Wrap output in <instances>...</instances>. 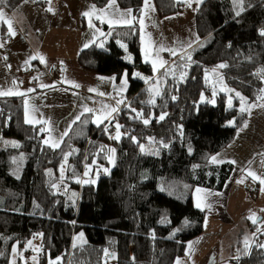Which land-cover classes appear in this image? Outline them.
Returning a JSON list of instances; mask_svg holds the SVG:
<instances>
[{
    "label": "trees",
    "instance_id": "1",
    "mask_svg": "<svg viewBox=\"0 0 264 264\" xmlns=\"http://www.w3.org/2000/svg\"><path fill=\"white\" fill-rule=\"evenodd\" d=\"M116 1L121 9L137 15L144 4V0ZM92 2L103 8L109 0ZM154 2L163 19L188 8L177 0ZM21 3L7 0L4 9L15 10ZM35 3L43 6L42 0ZM242 6L237 16L240 0H204L195 18L201 41L156 76L143 62L137 26L104 25L106 36L82 50L78 62L84 71L99 76L119 80L127 73V103L111 123L100 127L90 114L84 115L59 148L43 144L41 128L25 123L21 97H0V252L4 253L0 264H9L14 246L23 248L41 233L40 264L57 257L63 258L61 264H176L186 256L189 243L206 231V213L195 207L194 189L222 192L234 172L233 164L212 163L211 157L230 146L248 121L249 115L239 111L235 93L248 104L263 102L257 97L264 89V35L260 34L264 0H243ZM0 36L9 37L2 24ZM221 63L227 65L220 69L223 81L234 91L213 96L206 71L211 75ZM168 69L172 71L164 75ZM135 71L148 77L149 83L134 78ZM184 72L187 75L181 79ZM156 82L161 95L151 104L149 89ZM210 97H215L214 104L208 102ZM132 108L151 122L145 125L134 118ZM162 113L167 115L158 121ZM116 123L122 126L119 141L110 138ZM110 146L116 149L111 173L96 183L78 182L85 181L84 173L94 163L108 164ZM68 153L72 154L65 162ZM80 233L86 243L76 240ZM262 243L261 233L247 250L240 241L229 264H264V248L257 246ZM105 249L116 259L106 257Z\"/></svg>",
    "mask_w": 264,
    "mask_h": 264
},
{
    "label": "crops",
    "instance_id": "2",
    "mask_svg": "<svg viewBox=\"0 0 264 264\" xmlns=\"http://www.w3.org/2000/svg\"><path fill=\"white\" fill-rule=\"evenodd\" d=\"M42 1L43 6H38L35 2H23L15 10L4 9L9 16H12L13 13L16 15V20L14 21L16 35L9 36L7 39L4 36H0V43L4 44V47L0 48V90L7 91L11 89L14 92L26 93L24 96H11L23 99L24 115L27 108L29 118L49 121L48 124L29 125L39 126L41 129L50 128V133L48 131H44L43 133L45 134L44 139L51 138V142L60 138L66 131L68 134L72 126L84 115L90 114L92 121H94L95 115L100 114L101 109L105 105L116 106L117 100L124 99L125 103L119 105L120 110L127 103L128 76L127 86L121 93L119 88L123 82L124 75L118 80L115 76L105 77L84 71L79 65L78 55L82 50L89 48L106 36L104 25L108 28L129 26H110L107 22L109 19L115 18L111 15L113 11L118 9L120 12H124L127 10L121 9L117 1L112 9L108 10V15H104L100 11L106 9L108 5L99 8L92 0ZM177 1L186 4L187 10L184 13L164 19L158 16L154 0H150L151 5H154V11L147 9L145 10L147 12L146 15L142 11L139 15L135 14L134 11L132 12V15L136 16L137 19L141 17L144 19L143 32L140 25L134 22V26H137L139 30L143 62L153 68L152 60L156 59L155 51L161 46L165 49L159 53V57L168 63L165 67L160 68L159 71H154L153 69L155 76L164 71L173 62L179 61L180 57L201 41L200 39L197 40L195 18L203 2L197 3V0H189L188 3L185 0ZM92 6H95L96 11L91 18L85 17L83 13L92 12ZM49 8L52 11H48ZM142 9H144V4ZM98 15L102 17L103 22L101 19L96 18ZM89 19H91V23L95 27L89 26ZM101 32L104 35H101ZM142 35L144 37L143 42L141 40ZM149 39L153 45V55L146 61L144 50ZM190 43L191 47H189ZM85 45L88 46L85 47ZM169 49L174 50L177 54L175 56L171 55V52L168 51ZM32 57H36V59H32ZM40 57L44 58L43 62ZM157 63H159V60H157ZM218 71L220 69L217 68L216 72ZM210 72L215 74V72ZM136 73H139L140 76H137ZM101 77L104 79H100ZM113 77H115V80L111 79ZM133 77L143 82L147 79V83L150 81L140 71H135ZM74 84H79L80 87L77 88ZM41 85H49L50 87H41ZM29 89H35V91H28ZM89 89H95L96 91H89ZM100 93H104V95H100ZM25 101H27V104H25ZM262 103H264V100ZM85 107L94 109L95 111L93 113H86L84 112ZM77 116H80V119L73 123V120ZM106 122L108 120H105L100 126H103ZM247 123V128L239 131L235 141L216 155L217 159L223 161V163L236 161L235 164L231 163L234 166V174L227 182L225 189L220 192L222 194L225 193V195L227 194L226 200L228 201L229 197L230 202L227 205L217 204L215 201H217L218 194H213L216 192L211 190L196 187L193 191L195 207L197 202H200L204 206L202 211L206 213V223L209 213L205 209L206 203L201 200L203 194L205 197L206 195H210L211 202H209V205L212 210L210 215L212 221L209 222L206 231H210L213 228L215 232L216 225L222 226L223 221H226L225 225H230L229 229L221 237H225L228 233L232 232L233 228L243 222L252 210L253 204L247 205L251 192L248 186H251L253 183L252 178L247 175L248 170L255 172L258 176L264 177V164H262L264 162V108H252ZM66 136H62V142ZM250 161L251 163H249ZM236 172L237 175H235ZM240 178L243 182L238 183L237 181H240ZM256 184L259 186V190L264 188V185H261L258 180ZM197 188L201 189V191L196 192ZM205 191H210L208 192L210 194H206L207 192ZM232 194L241 196L243 201H245V207L247 206V209H244L240 215H235L231 212L236 206L230 198ZM223 203H226V201ZM259 213L261 212L259 211ZM212 222L217 224L213 225ZM248 226H251V228L255 227L250 222ZM221 237L214 244L220 243L222 241ZM198 239L200 240L201 237L189 243L192 245V248L189 249L188 245L187 254L180 259L181 261H185L187 264L188 258H195L197 256L195 254L198 242L195 241ZM233 249L234 247H231V252ZM212 253L213 251L209 249L199 255L196 260L194 259L195 262L193 264H216L217 258L213 257L212 259Z\"/></svg>",
    "mask_w": 264,
    "mask_h": 264
},
{
    "label": "snow or ice",
    "instance_id": "3",
    "mask_svg": "<svg viewBox=\"0 0 264 264\" xmlns=\"http://www.w3.org/2000/svg\"><path fill=\"white\" fill-rule=\"evenodd\" d=\"M24 3H29V2H35V0H23ZM186 3L189 2V0H185ZM203 0H197V3H202ZM234 3H236V0H233ZM242 3H243V0H240V9L239 11L236 12V15L239 16L241 14V12L244 10L243 9V6H242ZM116 4V0H109V3H108V6L106 9H102L100 10L104 15H108L109 14V9H112L113 5ZM7 5V0H0V23L6 25V29H7V34L9 36H15L16 35V30L14 28V21L16 20V15L15 13L12 14V16H9V14L4 10L5 6ZM190 6V4H189ZM92 12H84L83 15L85 17H89L91 18V16L93 15V13L96 11L95 9V6H92ZM147 9H151L154 11V5H151L150 3V0H144V9H142V13L144 15L147 14V12L145 10ZM48 11H52L51 8L48 9ZM132 12L133 10L132 9H127L126 11L124 12H120L118 9L113 11L111 13V15L113 17H115L114 19H109L107 22L109 23V25H126V26H129V27H132L134 26V22L135 23H138L141 27V31L143 32V28H144V19L141 17L139 19H137L136 16H133L132 15ZM97 19H101L102 20V17L101 16H97L96 17ZM103 22V20H102ZM89 26L90 27H95L92 23H91V19H89ZM97 31H99V29H97ZM101 35H104V33H100ZM261 35H264V30L261 31L260 33ZM149 37H150V34H149ZM199 38L197 37V40ZM141 40L142 42L144 41V37L143 35L141 36ZM88 45H85V47H87ZM103 46V45H101ZM122 48H127V46L125 44H121L120 45ZM4 47V44L3 43H0V48ZM189 47H191V43L189 44ZM165 49L163 48V46H161L159 49H157L155 51V56H156V59L152 60V66H153V69L154 71H159L160 68H163L165 67V65L168 63L167 61H164L162 59H160L159 57V53L161 51H164ZM168 51L171 52V55L175 56L177 53L174 51V50H171L169 49ZM144 54H145V60L147 61L148 58L150 56L153 55V45L151 43V40L149 39V42L145 45V50H144ZM6 59V57H5ZM32 59H36V57H32ZM41 61L43 62L44 58L43 57H40ZM127 59H131V57H127ZM187 59L189 61H191V55H188ZM157 60H159V63H157ZM185 67H187V65H185ZM227 65L224 64V63H221L217 66V68L219 69H222V68H226ZM172 69H168L167 71H165L164 75H168L169 72H171ZM212 72H216L217 69H212L211 70ZM261 72H264V69L261 70ZM137 76H140L139 73H136ZM187 75L186 72L182 73L181 75V79H184V77ZM142 79H145L144 77H141ZM100 79H104L103 77H101ZM113 80H115V77L111 78ZM206 79H207V71H206ZM145 82L147 83L148 80L145 79ZM223 82V78L221 77V83ZM72 83V82H70ZM158 85V82H156L153 87H151L149 89V92H150V100L148 101V103H151V104H155V97L157 96H160L161 95V92H160V89L159 87L157 86ZM75 87L79 88L80 85L79 84H74ZM127 86V73L124 74L123 76V82L119 88V91L122 93L125 88ZM41 87H50L49 85H41ZM222 91H225V92H228V91H234V90H230V89H227L226 87L222 88L221 89ZM28 91H35V89H29ZM89 91H96L95 89H89ZM261 95L257 97V100H264V89H261ZM26 93L24 92H19V91H12L11 89L7 90V91H3V90H0V96H11V95H20V96H24ZM215 91H213V96H215ZM100 95H104V93H100ZM236 97L239 98L240 100V107H239V111L241 114H244V113H247L249 116L251 115V110L252 108H255V107H260V108H264V103H261V104H248L247 103V99L243 96H241V94L239 92H236L235 93ZM172 100H176L177 97L176 96H172L171 97ZM205 100V97L203 95H201V101L203 102ZM209 103H214V100H211V101H208ZM125 101L124 99H120V100H117L116 101V106H108V105H105L101 111H100V114L96 115L95 117V123L97 124V126H99L100 124L104 123L105 120H108L109 123H111V119H114V115L115 113H118L119 112V105L120 104H124ZM25 104H27V101H25ZM228 106L231 108L232 107V99L231 97H229V100H228ZM33 111H35V109H33ZM95 110L94 109H91V108H88V107H85L84 108V112L86 113H93ZM132 112L136 113V117L134 118H141L142 119V122L147 125L149 124L151 121L150 119L148 118H144V114L143 112L141 111H137L136 109L132 108L131 109ZM83 114V113H82ZM81 114V115H82ZM0 115H3V112L2 110H0ZM166 113H162L159 117H158V121H162L165 119L166 117ZM25 116H26V119H25V123L27 124H40V123H43V124H48L49 121L45 120V121H40V120H34L32 118H29L28 117V110L27 108L25 109ZM8 119H10V117H8ZM80 119V116H77L75 117V119L73 120V123H75L77 120ZM229 124L231 126H235V121H229ZM248 126V123L247 121H244L243 123V126L239 129V131H243L244 128H247ZM115 129H116V132H115V135L114 136H111L110 138L111 139H114V140H117L119 141L121 139V132H120V128L122 127L119 123H116L114 125ZM106 132H107V126L105 127L104 129ZM41 132H44V131H48L49 133L51 132V129L50 128H47V129H40ZM63 135H67V131L64 132L62 134ZM62 136L58 139H55V140H52L50 142V139L51 138H47V139H44L43 140V144L49 146L50 148H53V149H56V148H59L60 145H61V142H62ZM133 141L139 143L138 141H136V138L135 137H132ZM12 143V146L13 147H18L19 145H17L15 142H10ZM165 147H167V145H165ZM101 150H103V146L101 148ZM140 150L143 152L145 149H144V146L143 145H140ZM189 151H191V149H189ZM115 152H116V149L115 148H109L108 149V153L109 155L106 157L109 161V163L111 164H115ZM72 153H68L64 156V160L65 162H67V159H68V155H71ZM211 162L212 163H223V161H220L217 159V156H213L211 157ZM230 163H233L235 164L236 161H230ZM251 163V161L249 162ZM262 164H264V162H262ZM88 166L86 165V168ZM103 171L105 173H108L110 172V169L109 168H104ZM99 174V172H97V175ZM85 176H88L89 175V172L88 171H85L84 173ZM247 175L250 176L254 181H259L261 185H264V177H261V176H258L255 172L251 171V170H248L247 172ZM61 177H63V166H61ZM17 179H19V176L17 175ZM78 182H81V183H95V180H92V181H78ZM238 183L240 182H243V181H237ZM53 187H56V185L54 184ZM161 191H164V188H161ZM201 189L197 188L196 189V192H200ZM261 191H264V188L261 189ZM37 207H39V205H37ZM196 207L198 208H201V210H203V207L202 204L200 202H197L196 204ZM208 207H210V205H208ZM262 211H264V209H262ZM251 222L254 224V225H259L257 228H256V231L257 232H261V234H264V231H262V229H264V219L262 218H258L256 217L255 213H253L251 216L248 217ZM161 223H163V221H161ZM41 236L43 235L42 233L40 234ZM83 233H80L77 237H76V240H80L82 241V243H86V241H83ZM28 244V247H31L33 249L34 252H40L42 251L41 248H35L32 246V241H28L27 242ZM77 245L74 243L73 244V248H75ZM258 247L260 248H264V243L262 244H259L257 245ZM244 247H245V250L249 249L251 247V245L249 244V240L247 237H245V240H244ZM192 248V245L189 244V249ZM11 253H12V259L10 260L9 264H16V257L17 255H20L21 258H22V253H18V246H14L12 249H11ZM245 254H247V251L245 252ZM4 253L3 252H0V256H3ZM104 255L106 257L108 256H111L112 259H116V255L115 253H109L107 249L104 250ZM31 259L35 262V264H38V260H37V257L34 255L33 257H31ZM62 257H57L55 260H52L51 258H49V264H61V261H62ZM235 259H239V256L235 257ZM134 260V258H133ZM24 264H27V261L24 262ZM176 264H182V261L178 258L176 260Z\"/></svg>",
    "mask_w": 264,
    "mask_h": 264
},
{
    "label": "rangeland",
    "instance_id": "4",
    "mask_svg": "<svg viewBox=\"0 0 264 264\" xmlns=\"http://www.w3.org/2000/svg\"><path fill=\"white\" fill-rule=\"evenodd\" d=\"M215 73L216 74H214V75L208 74V76H207L208 85L212 89V94H213V91H215L216 94L219 93V92H225V91L221 90L224 87H226L227 89H230L224 83V81L221 83V77L223 78V75H222L221 71L220 72L218 71V72H215ZM229 92L230 91L225 92V93H229ZM230 97H231V95H230ZM210 98H211V100H214V102H215V97H213V98L210 97ZM95 117H96V115H95ZM93 124L96 127H99L101 125L100 124L99 126H97V124L95 123V118H94ZM115 132H116V129L114 130V133H113L114 135H115ZM10 142H11V140L7 141L8 144ZM109 148H113V147L110 146ZM107 153H108V151H107ZM108 155H109V153L107 154V156ZM107 161H108V159H107ZM114 165L109 163V161H108L107 165H100V166L99 165L97 166V163H94V165H93L94 167L88 168L86 170V171L89 172V175L85 176V180H87V181L95 180V183H96L100 176L109 175L111 173L112 169L114 168ZM104 168H109L110 172L105 173L103 171ZM97 172H99L98 175H97ZM233 174H234V172H233ZM235 175H237V172L235 173ZM251 180H252L253 183H252L251 186H248V188L251 189V192H250V199L247 202V205H251V204H253V205H252V210L248 214L247 218L243 222H241L239 225H236L233 228V231L228 233L225 237H221V235L223 233H226V231H227V229H229L230 225L229 224H228V226L225 225L226 221H223L222 226H219L217 223L212 222L213 225L217 224L216 225L217 228H216L215 232H214L213 228L210 231L207 230L206 233H204L201 236L200 240L198 239L197 241H195V242H198L197 246H196V254H195V256L196 255L197 256L195 258H193V257L188 258L187 259V264L188 263L193 264L195 262L196 258L199 257V255L205 253L209 249L211 251H213L212 259H213V257L217 258L216 264H229L228 261L233 258L232 254H231L232 253L231 252V247L235 248L240 243V241L244 244L245 237L248 238L249 244L251 246L256 243V237L261 232H257L256 229H253V228H251V226H248L249 222L251 224H253L248 217L251 216L253 213H255L256 217H258V218H263L264 217V211H262V209H264V191L259 190V186L256 184V181H254L253 179H251ZM240 181H241V178H240ZM205 192H207L206 194H210V193H208L210 191H205ZM213 194H218L217 201H215V202H217V204L227 205V203L230 202L229 197H228V201L226 200L227 194L225 195V193L222 194L220 192H218V193L216 192V193H213ZM222 198H224V199H222ZM230 198L236 204L234 210L230 209L231 212H233V214L240 215V213L244 209H247V206L245 207V205H246L245 201H243V198L241 196H239L237 194H232L230 196ZM201 201H204L206 203V205H205L206 208L205 209L209 213L208 214V218H207V223H206L207 224L206 228L208 229V224H209L210 221H212V218L210 216L212 210H211L210 207H208L209 202H211L210 195H208V196L206 195V197H205L204 194H203V198H202ZM225 201H226V203H223ZM259 211L261 213H259ZM255 226L258 227L259 225L257 224ZM262 231H264V229H262ZM220 237L222 238V241L220 243L217 242L216 244H214L216 242V240L219 239ZM30 241H32V246L33 247L41 248V245H40L41 235H38V236L34 237ZM40 252H34L31 247H28V244L25 247H23V248H19L18 247V253H22V258H21L20 255H17L16 264H18V263L24 264L25 261H27V264H35V262L31 259V257H33L34 255L37 257L38 264H40V260H39ZM182 264H186L185 261H182Z\"/></svg>",
    "mask_w": 264,
    "mask_h": 264
}]
</instances>
